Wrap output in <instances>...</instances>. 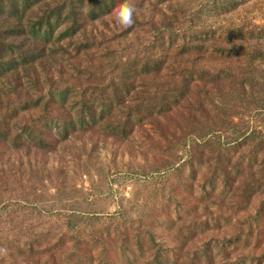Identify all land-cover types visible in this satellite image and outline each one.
Instances as JSON below:
<instances>
[{
    "label": "rangeland",
    "instance_id": "rangeland-1",
    "mask_svg": "<svg viewBox=\"0 0 264 264\" xmlns=\"http://www.w3.org/2000/svg\"><path fill=\"white\" fill-rule=\"evenodd\" d=\"M122 2L0 0V264H264V0Z\"/></svg>",
    "mask_w": 264,
    "mask_h": 264
},
{
    "label": "clouds",
    "instance_id": "clouds-1",
    "mask_svg": "<svg viewBox=\"0 0 264 264\" xmlns=\"http://www.w3.org/2000/svg\"><path fill=\"white\" fill-rule=\"evenodd\" d=\"M136 12L135 6L129 0H123L122 3L117 5L113 11L112 16L115 22L123 29H127L134 24V14ZM0 255H7L6 248H0Z\"/></svg>",
    "mask_w": 264,
    "mask_h": 264
},
{
    "label": "trees",
    "instance_id": "trees-1",
    "mask_svg": "<svg viewBox=\"0 0 264 264\" xmlns=\"http://www.w3.org/2000/svg\"><path fill=\"white\" fill-rule=\"evenodd\" d=\"M46 24L48 25L47 27H49L50 23H49L48 20H46ZM52 28H53V27L51 26V27L49 28V31L52 30ZM58 92H59V91H58ZM213 124H216V123H213Z\"/></svg>",
    "mask_w": 264,
    "mask_h": 264
}]
</instances>
